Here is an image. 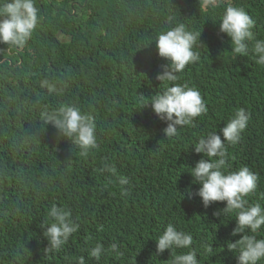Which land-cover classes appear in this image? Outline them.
<instances>
[{"label":"trees","instance_id":"16d2710c","mask_svg":"<svg viewBox=\"0 0 264 264\" xmlns=\"http://www.w3.org/2000/svg\"><path fill=\"white\" fill-rule=\"evenodd\" d=\"M34 4L40 19L25 45L0 43V264H78L81 256L85 264H171L170 250L157 254L155 240L170 223L193 236L199 264H237L238 250L227 248L242 235H231L236 213L214 215L226 202L205 208L199 196L188 195L189 187H200L191 167L207 158L191 145L215 131L223 139L220 129L236 110L250 113L239 142L226 144L225 170L247 166L257 174L246 199L264 206V65L252 51L264 40V0H218L216 8L206 0ZM229 5L255 20L247 55H236L219 31ZM177 23L200 31L202 43L194 49L200 60L177 83L197 88L208 111L168 138L169 122L139 101L170 86L156 79L167 61L152 40ZM45 78L64 92L42 88ZM69 104L94 117L98 147L87 155L40 118L44 109ZM121 176L129 180L127 195ZM53 204L70 209L80 228L59 251L47 252L40 225L51 222ZM254 235L264 238V226ZM96 243L106 249L99 261L88 255ZM113 243L116 252L109 250Z\"/></svg>","mask_w":264,"mask_h":264},{"label":"clouds","instance_id":"9594fccd","mask_svg":"<svg viewBox=\"0 0 264 264\" xmlns=\"http://www.w3.org/2000/svg\"><path fill=\"white\" fill-rule=\"evenodd\" d=\"M212 8L218 6V0H206ZM39 10L34 0H5L0 3V43L17 48L23 47L31 37L39 22ZM173 17H169L171 22ZM255 20L243 9L229 5L225 7L219 21V31L229 37L232 51L238 55H247L249 42L254 39L252 29ZM201 32L189 30L184 23H177L165 31L158 33L155 41L159 57L164 58L167 64L162 65L163 71L157 74L160 82H169L158 94L151 95L145 100L141 97L140 107L151 104L155 114L169 123L163 129L166 137L172 138L179 135L178 129L194 124L195 118L206 114L207 105L195 87L187 83H177L180 73L189 64L200 60V53L194 50L202 45ZM142 48V47H140ZM252 51L258 55L256 63L264 65V40H256ZM42 88H47L49 93L60 95L64 92L62 86L50 81L48 78L40 81ZM44 124H53L65 137L73 139L82 155H87L91 149L98 147L96 125L94 117L82 112L75 105H63L57 109H44L40 113ZM250 113L244 108L236 110L235 115L220 129L223 139L217 131L201 136L194 146L196 153H203L194 167H191L192 183L200 187L192 191L189 187L188 195L191 198L197 195L202 199L203 206L209 207L217 201H224L226 205L214 215L236 213V226L231 235L242 234L239 239L227 245L229 251L238 254L237 264H259L264 260V238H257L256 233L264 226V206L260 203L249 204L246 197L257 188L258 176L247 166L236 171H226L227 150L226 144H236L241 138V133L247 127ZM104 169L112 171L111 166L104 165ZM121 195H127L128 190L124 185L129 184L126 177L118 178ZM50 223H42L45 228L44 236L50 244L47 252L59 251L76 233L80 225L72 219L70 209L53 204L47 213ZM251 232L253 235H247ZM156 240V253L170 250L171 264H199L197 251L193 246V236L190 233L178 230L173 224H168ZM174 249H189L187 252L173 255ZM118 251V245L113 243L110 249ZM106 249L101 243H96L88 253L91 258L99 261ZM211 251V249H208ZM78 264H85L84 256L79 257Z\"/></svg>","mask_w":264,"mask_h":264}]
</instances>
